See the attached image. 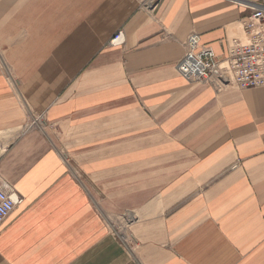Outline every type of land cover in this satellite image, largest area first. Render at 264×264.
Segmentation results:
<instances>
[{"label": "crops", "instance_id": "0c3cea01", "mask_svg": "<svg viewBox=\"0 0 264 264\" xmlns=\"http://www.w3.org/2000/svg\"><path fill=\"white\" fill-rule=\"evenodd\" d=\"M151 1L0 0V264H264V86L177 70L264 0Z\"/></svg>", "mask_w": 264, "mask_h": 264}, {"label": "built area", "instance_id": "2783aa9c", "mask_svg": "<svg viewBox=\"0 0 264 264\" xmlns=\"http://www.w3.org/2000/svg\"><path fill=\"white\" fill-rule=\"evenodd\" d=\"M157 0L146 7L154 8ZM241 4H245L243 1ZM251 8L249 16L240 21V35L228 37L227 53L217 56L206 44L201 43L197 32L191 31L184 40V53L177 63L179 73L192 83L209 84L217 90L234 87L239 90L264 86V5L245 4ZM123 41L121 32L113 35L110 42ZM32 116L30 126L37 121ZM22 197L0 175V223L21 203ZM123 222L110 221L111 229L126 244L124 233L129 217L123 216Z\"/></svg>", "mask_w": 264, "mask_h": 264}, {"label": "rangeland", "instance_id": "374dc122", "mask_svg": "<svg viewBox=\"0 0 264 264\" xmlns=\"http://www.w3.org/2000/svg\"><path fill=\"white\" fill-rule=\"evenodd\" d=\"M29 117V120L31 119V116H28ZM2 151H3V148H0V154L2 153ZM121 222H122V220H120ZM109 222H110V220H109Z\"/></svg>", "mask_w": 264, "mask_h": 264}, {"label": "bare ground", "instance_id": "6f19581e", "mask_svg": "<svg viewBox=\"0 0 264 264\" xmlns=\"http://www.w3.org/2000/svg\"><path fill=\"white\" fill-rule=\"evenodd\" d=\"M239 26H240V25H239ZM240 29H241V27H240ZM240 34H241V33H240ZM240 36L243 38V34H241Z\"/></svg>", "mask_w": 264, "mask_h": 264}]
</instances>
